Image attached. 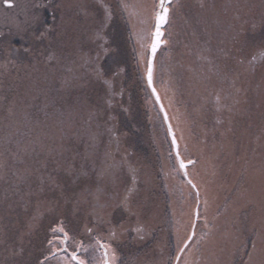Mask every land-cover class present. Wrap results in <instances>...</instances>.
Returning a JSON list of instances; mask_svg holds the SVG:
<instances>
[{
    "label": "rangeland",
    "instance_id": "rangeland-1",
    "mask_svg": "<svg viewBox=\"0 0 264 264\" xmlns=\"http://www.w3.org/2000/svg\"><path fill=\"white\" fill-rule=\"evenodd\" d=\"M158 2L0 0V264H74L53 227L85 264L93 237L116 264H264V0H171L153 80L175 147L144 79ZM96 67L122 69L111 107ZM135 100L150 156L127 153Z\"/></svg>",
    "mask_w": 264,
    "mask_h": 264
},
{
    "label": "snow or ice",
    "instance_id": "snow-or-ice-1",
    "mask_svg": "<svg viewBox=\"0 0 264 264\" xmlns=\"http://www.w3.org/2000/svg\"><path fill=\"white\" fill-rule=\"evenodd\" d=\"M99 2V0H98ZM3 3L7 7L13 6V0H3ZM171 3V0H159L158 4L156 5V11L154 15V21H155V28L154 31L151 33V44H150V54L147 56V59L145 61V73H144V79L146 81L147 88L151 89L152 95L156 97L157 102H159V96L156 92V89L154 87V57L156 55L157 49L160 47V45L163 43L161 40V37L163 35V32L161 31V28L168 22V16H169V5ZM103 6V5H102ZM105 9V19L101 21L99 27L94 33L93 36V42L97 44L98 48L101 49L105 54H107V35L105 32V29L107 28L108 24L107 21L111 19V13L108 10L106 6H103ZM96 78L101 81V83L106 87L107 89V96H108V106H112V99L116 95L114 90V81L115 78L119 76L120 71L119 70H112V79H105L106 73L100 68L96 67L95 69ZM169 134L171 135V128H169ZM175 139H173V146L175 147ZM177 160L179 162L180 168L183 169L185 167V164L182 160L179 158V154L177 153ZM191 163V161H189ZM191 183V181H189ZM133 188L128 189V194L124 196L123 200L121 201V205L125 207V209L129 212V216L132 215L130 207H129V196L133 192ZM120 227H124L123 225H120ZM127 230V229H125ZM137 233H140L143 231L142 228L136 227L134 229ZM88 232L90 235H92V229H88ZM52 238L48 240L49 245V251L51 256H56L58 251L65 252L69 257L70 261L74 262V264H85V260L82 259L80 256L77 255V253L81 250L83 247L82 243L77 241L74 236H71L64 227H53L51 228ZM110 234L113 238L116 236V232L114 230H110ZM95 243L98 246V250H102L103 256H102V264H116V255L114 250L111 247V244L101 242L98 238H95ZM141 239L143 237L141 236ZM72 245L74 247V250L69 252L68 245ZM87 251V249H84ZM45 259H48V257H45Z\"/></svg>",
    "mask_w": 264,
    "mask_h": 264
},
{
    "label": "trees",
    "instance_id": "trees-1",
    "mask_svg": "<svg viewBox=\"0 0 264 264\" xmlns=\"http://www.w3.org/2000/svg\"><path fill=\"white\" fill-rule=\"evenodd\" d=\"M112 102H114V101L112 100ZM135 103L136 104H134V102H133V105H132V109L134 111V114H132V115L130 114L131 116L129 118H130V122H131V125H132V129L134 130V134H136V136H137V140L132 142V143L128 142V145L130 147H127V153H131L132 154L133 153L132 151L133 150H137V147L139 146V148H138L139 150L134 151V152H141L143 150V152L140 153L141 156L142 155L143 156H145V155L146 156H150L151 155L149 153V151L151 149L150 145L148 144L149 147L144 145V141H145L146 135H148L146 133V127H147L146 118H145L146 113L142 114V112L140 111L139 102H136V100H135ZM130 108H131V106H130ZM131 136L129 138L130 140H132ZM158 174H159V172H158ZM158 174L156 175V179L159 182ZM159 184H160L161 188L165 186L163 181L162 182L160 181Z\"/></svg>",
    "mask_w": 264,
    "mask_h": 264
},
{
    "label": "water",
    "instance_id": "water-1",
    "mask_svg": "<svg viewBox=\"0 0 264 264\" xmlns=\"http://www.w3.org/2000/svg\"><path fill=\"white\" fill-rule=\"evenodd\" d=\"M163 27H164V26H163ZM163 27L161 28V31L163 30ZM154 28H155V24H154ZM153 31H154V30H153ZM157 50H158V49H157ZM156 53H157V52H156ZM149 54H150V47H149ZM154 60H155V57H154ZM154 60H153V63H154ZM149 90H150V92H151V89H149ZM156 92H157V91H156ZM151 94H152V92H151ZM157 94H158V93H157ZM158 96H159V95H158ZM152 97H153L154 101L156 102L158 108H159L160 111H161V114H162V116H163V118H164V120H165L166 126H167V128H168V132H169V128H171V127H170V125H169V123H168L169 121H168L167 115H166V113H165V110H164V108H163V106H162V103H161L160 97H159V102H157L155 96L152 95ZM169 135H170V134H169ZM170 138H171L172 143H173V139H175V138H174V134H173V131H172V130H171ZM175 142H176V140H175ZM175 146H176V144H175Z\"/></svg>",
    "mask_w": 264,
    "mask_h": 264
},
{
    "label": "bare ground",
    "instance_id": "bare-ground-1",
    "mask_svg": "<svg viewBox=\"0 0 264 264\" xmlns=\"http://www.w3.org/2000/svg\"><path fill=\"white\" fill-rule=\"evenodd\" d=\"M161 103H162V102H161ZM162 106H163V104H162ZM163 108H164V106H163ZM164 110H165V108H164ZM165 113H166V115H167V118H168V121H169V116H168V114H167L166 110H165Z\"/></svg>",
    "mask_w": 264,
    "mask_h": 264
}]
</instances>
